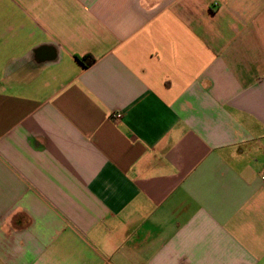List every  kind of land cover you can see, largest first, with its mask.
I'll return each instance as SVG.
<instances>
[{"label": "crops", "instance_id": "obj_1", "mask_svg": "<svg viewBox=\"0 0 264 264\" xmlns=\"http://www.w3.org/2000/svg\"><path fill=\"white\" fill-rule=\"evenodd\" d=\"M263 172L264 0H0V264H264Z\"/></svg>", "mask_w": 264, "mask_h": 264}, {"label": "trees", "instance_id": "obj_2", "mask_svg": "<svg viewBox=\"0 0 264 264\" xmlns=\"http://www.w3.org/2000/svg\"><path fill=\"white\" fill-rule=\"evenodd\" d=\"M77 58L79 59V61L81 63H83L85 66H89L91 65L94 61H95V58L94 56H92L91 54H87L85 56H77Z\"/></svg>", "mask_w": 264, "mask_h": 264}, {"label": "built area", "instance_id": "obj_3", "mask_svg": "<svg viewBox=\"0 0 264 264\" xmlns=\"http://www.w3.org/2000/svg\"><path fill=\"white\" fill-rule=\"evenodd\" d=\"M113 116L115 118H120L122 116V114L120 112L119 113L117 112V113L113 114ZM263 179H264V172H263Z\"/></svg>", "mask_w": 264, "mask_h": 264}]
</instances>
